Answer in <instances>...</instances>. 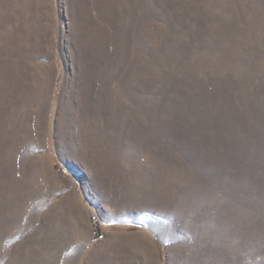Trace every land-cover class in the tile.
Listing matches in <instances>:
<instances>
[{"label":"rangeland","instance_id":"rangeland-1","mask_svg":"<svg viewBox=\"0 0 264 264\" xmlns=\"http://www.w3.org/2000/svg\"><path fill=\"white\" fill-rule=\"evenodd\" d=\"M66 207L264 264V0H0V264Z\"/></svg>","mask_w":264,"mask_h":264},{"label":"crops","instance_id":"crops-1","mask_svg":"<svg viewBox=\"0 0 264 264\" xmlns=\"http://www.w3.org/2000/svg\"><path fill=\"white\" fill-rule=\"evenodd\" d=\"M63 210L74 217L70 228L52 229L49 264H166L164 245L146 226L103 220L88 208L80 216Z\"/></svg>","mask_w":264,"mask_h":264}]
</instances>
